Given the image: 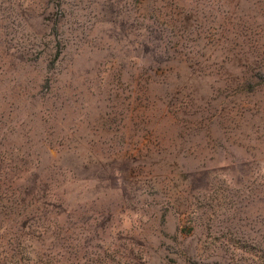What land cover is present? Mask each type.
Masks as SVG:
<instances>
[{"label": "rangeland", "instance_id": "1", "mask_svg": "<svg viewBox=\"0 0 264 264\" xmlns=\"http://www.w3.org/2000/svg\"><path fill=\"white\" fill-rule=\"evenodd\" d=\"M0 264H264V0H0Z\"/></svg>", "mask_w": 264, "mask_h": 264}]
</instances>
